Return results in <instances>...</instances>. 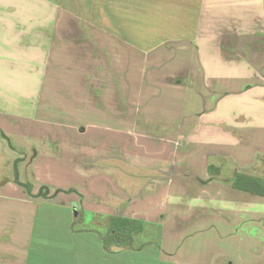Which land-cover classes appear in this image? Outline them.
Here are the masks:
<instances>
[{"label": "crops", "instance_id": "crops-1", "mask_svg": "<svg viewBox=\"0 0 264 264\" xmlns=\"http://www.w3.org/2000/svg\"><path fill=\"white\" fill-rule=\"evenodd\" d=\"M33 1L0 0V88L17 118L25 112L20 88H33L29 117L46 120L40 130L50 146L24 153L2 138L0 157L8 152L10 163L0 162V264H264V196L232 186L236 173L264 179V111H251L264 102V0H82L91 15L63 0L40 1L49 12L39 14L45 28L57 14L62 25L91 23L87 32L31 29ZM20 7L29 8L23 22ZM41 40L55 46L43 73L33 59ZM145 87L157 100L165 87L164 101L183 106L175 122L155 124L144 113L142 127L186 134L189 144L144 137L152 145L141 146L138 158L115 163L116 152L140 140L120 127L146 111ZM229 96L248 100L249 110L230 112ZM5 97L1 91L0 103ZM197 131L203 147L194 145ZM123 132L130 138L118 146ZM77 143L92 146H71ZM29 150L32 174L24 178ZM111 217L142 223L130 247H104ZM249 230L257 237L242 234Z\"/></svg>", "mask_w": 264, "mask_h": 264}, {"label": "rangeland", "instance_id": "rangeland-1", "mask_svg": "<svg viewBox=\"0 0 264 264\" xmlns=\"http://www.w3.org/2000/svg\"><path fill=\"white\" fill-rule=\"evenodd\" d=\"M35 1H36V3H35ZM35 1H33L32 4H35L37 6L38 23H37V25L33 24V27L31 29L37 28L38 30H47L48 31L51 28L52 30H75L76 31L77 29L81 28L80 30L82 32H87V31L92 30V24L89 22L85 23V24H79L77 22H71L70 21L67 24L64 23L62 25L60 23V19H59L60 17L59 16L55 17L57 14H53L54 19L57 22L53 21V23L51 25L48 24L47 28H45V24H43V23H45L44 19H40L39 14L46 12L47 15H49V12L45 11L44 6L41 5L40 1H42V0H35ZM63 1L68 2L70 11H73L76 14L81 12V11H86L87 12L86 15H91V13H92L91 7L86 6L84 4V2H81L82 0H63ZM32 7H34V6H32ZM28 11H29L28 7L27 8H24V7L19 8V16H20V19L22 22L25 19H27ZM34 13L35 12H31V14H34ZM76 14H75V16H76ZM70 19H72V18H70ZM22 30L26 31L24 27H22ZM24 34H25V32L21 31V37ZM19 41H20V44L22 46V49H23L24 45L28 46V40H25L23 38H19ZM31 45H32V43H31ZM46 45H47V42L45 40H44V42H43V40L38 41L37 47H39L40 50L37 52V55L36 54L33 55L34 56L33 59H35V58L37 59V63H38L37 71L41 70L42 73L45 71L47 66L48 67L50 66L52 57L55 58L53 56L55 46H52L51 48L49 47L46 49ZM68 49H69V47H68ZM48 53H49V57H48V61H47V54ZM20 57H23V56L20 54ZM64 58L68 59L69 56L65 55ZM42 73L38 76H41ZM104 73H106V72H104ZM256 73H257V70H256ZM258 73H260V72L258 71ZM63 74L66 75V76H64L66 78L73 77V75H71V72H69V73L66 72ZM68 74H70L69 77H67ZM229 74H230V76H233V75H236L237 72L231 71V72H229ZM23 79H24V72L22 70L21 80H23ZM0 89H2L1 90L2 93H4L6 96L5 97L6 103L5 104L0 103V106H2V105L5 106L4 110H5L6 114L1 113L0 119L3 120L5 125H7V126H5V129L2 126H0V146H5L4 141L2 139V138H4L2 136V133H7L6 132L7 129H9L11 131L8 132V136L5 135V136H7V138H4L6 141V145H8V146L12 145V146H16V147L20 146L19 150L21 149L24 153H26L25 150L27 149V146H50L49 145L50 144V136H47L46 134H44L40 130L42 127H46V120L43 117H39V118H36V116L34 118L29 117V115L31 114L29 110H31V108L28 107V105H29L28 101H30V95H32V89L33 88H31L29 86L20 88L21 104L23 103L22 109L25 111L24 113L22 112L20 114V116L22 118L14 117L12 115V113L7 112L8 109H10V112H12V110H11L12 109L11 95L9 97L8 90L6 88H5L6 90L4 88H0ZM136 89L137 88L134 87V91ZM161 89L163 91V98H162V100H157V99H154V88L153 87H145L144 93L149 96V101H150V104L147 107H145V108H147L146 111L138 113L137 119H135L134 122L130 121L129 124L120 127V129H126L129 126L130 128L133 129V131H137V134H140V135H138L140 137V140L138 141V137L136 136L135 140L134 139L132 140V145H129V146H133L132 150H129V148H125L124 151H122V152L119 151V155L116 152L117 158H115V163L119 162L118 159H121L122 161H124L123 159L129 160L128 156H130L132 158H138L137 154H138V151L142 150L141 146H151L152 145L151 142H146L144 137H148V138L158 137L159 138L158 142H162L163 140L167 139L169 142V144H168L169 146H173V142H175V140L178 141L177 144L180 143L179 146H188V144H189L188 138L189 137L186 134H178V133H174V132L173 133L170 132L169 134H164V133H162L161 130H156V127L153 128V130H151L150 128L149 129L143 128L141 125V123L143 121L142 117H143L144 113H146L145 118L146 119L152 118V121L155 124H157L158 122H162V121H173V122H175L177 111L182 108L183 104L181 102H174V101L170 102V103L165 102L164 99L166 98V93H167L168 89L165 87H162ZM127 90H129V88H127ZM29 91L31 93H29ZM132 91H133V86H132ZM259 91H260V93H264V87L260 88ZM175 99H178V98L175 97ZM247 102H249V101L243 100V99H238V97L232 98L231 96H229L228 107H229L230 112H233V111L247 112V110H249V108L247 107ZM256 104H257L256 107H253V105L251 106V111L255 110L256 112H263L264 111V102L260 103L257 101ZM136 105L141 108V103L136 102ZM167 107H170V108H167ZM117 108H118V111H120L121 114H123V116H124L125 111H126L124 108H126V107L117 105ZM99 111L102 112L101 109ZM20 119H22V120H20ZM132 123H133V127H132ZM0 125H3V124L0 123ZM1 129H3L4 132ZM14 129L16 131L18 130L19 132H21L20 133L21 135L18 136V134L15 131H13ZM123 134H125V135H122V139L120 138L121 136H117V138L114 142L118 146H121V145L124 146L123 144L125 142V139L127 140L130 138V136L128 134H126L125 132H123ZM194 135H196V136H194V139H195V141H197L196 143H194V145L195 146H202V147L205 146L204 135L197 136V135H199L198 131ZM77 137L81 138L80 140H84L86 138V141H88V139L85 135H83V136L77 135ZM55 138L60 139V145L59 146H64L62 141L65 139V137L63 135L58 136V138L57 137H55ZM51 139H53V138H51ZM9 142H10V145H9ZM104 143L108 144L109 140L106 139V141H104L103 144ZM112 143H113V139H112ZM103 144L101 143L100 145H103ZM74 145H76V146H92V145H88V144L85 145L82 143L72 144L71 146H74ZM104 146H106V145H104ZM161 146H165V144H162ZM152 149H153V147H152ZM6 154H8V152H5L4 155L2 157H0V162H4L5 164L10 163V161L5 162V159L7 157ZM31 154H32V151L29 150L28 154H26L25 157L23 159H21L22 164L23 163L25 164L24 166H22V173H21L22 177H24V178H26L27 176L29 177L30 174H32V172H31L32 170L29 168V160H30ZM125 155H127V157ZM185 156L188 158L187 155H185ZM143 157L145 158L144 155H143ZM151 158H154L153 154H151ZM10 160H15L14 165H15V169H17V164H18L17 159L14 158V159H10ZM9 165H10L9 167H11V164H9ZM38 170H39V168H38ZM260 170H263L260 175L262 177H264V165L260 168ZM33 171H34V169H33ZM6 173H8V172H6ZM14 174H17V173H15V171H14ZM172 189H174V187H172ZM256 222H258V221H256ZM259 222H262V219H259ZM149 234L153 235L152 232H149ZM242 234H244L245 237H252L253 235H255V237H257L255 230L254 231L249 230V231L244 232ZM149 239H152V237L148 235L147 240H149Z\"/></svg>", "mask_w": 264, "mask_h": 264}, {"label": "trees", "instance_id": "trees-1", "mask_svg": "<svg viewBox=\"0 0 264 264\" xmlns=\"http://www.w3.org/2000/svg\"><path fill=\"white\" fill-rule=\"evenodd\" d=\"M4 138H7L2 133ZM26 189L30 192L31 184H25ZM234 188L247 191L256 195L264 196V179L253 175L236 173L232 181ZM48 187L40 188V195L46 196ZM142 228V223L137 220L121 217L110 218V228L103 236L104 247L109 251H116L122 248L130 247L133 244L134 233Z\"/></svg>", "mask_w": 264, "mask_h": 264}]
</instances>
